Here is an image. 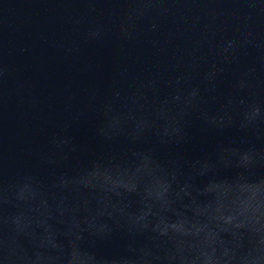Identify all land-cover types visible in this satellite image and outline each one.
Listing matches in <instances>:
<instances>
[{
    "label": "water",
    "instance_id": "95a60500",
    "mask_svg": "<svg viewBox=\"0 0 264 264\" xmlns=\"http://www.w3.org/2000/svg\"><path fill=\"white\" fill-rule=\"evenodd\" d=\"M0 264H264V0H0Z\"/></svg>",
    "mask_w": 264,
    "mask_h": 264
}]
</instances>
